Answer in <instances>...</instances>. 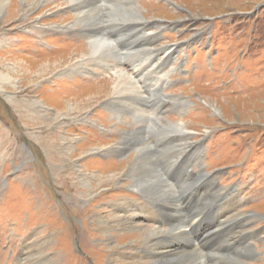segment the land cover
<instances>
[{
  "label": "rangeland",
  "instance_id": "rangeland-1",
  "mask_svg": "<svg viewBox=\"0 0 264 264\" xmlns=\"http://www.w3.org/2000/svg\"><path fill=\"white\" fill-rule=\"evenodd\" d=\"M107 1L113 7L142 5L147 22H131L129 35L127 26L123 32L121 25L108 22L105 37L125 36L115 49L138 37L139 24L150 34L144 41L151 42L153 56L134 59L142 70L117 65L138 80L129 99L112 93V59L93 63L86 55L90 41L84 24L75 23V3L0 0V73L11 76L0 80V264H150L154 242L146 245L144 228L116 231L108 240L97 231L96 217L111 226L118 215L130 219L126 227H153L146 212L134 210L137 201L150 205L152 199L174 216H168L174 223L159 228L197 214L196 230L181 231L190 234L185 236L192 246L167 236L153 250L171 253L174 264H198L185 255L198 250L205 264H264V0ZM82 63L86 67L79 69ZM136 90L144 102L166 96L162 110L133 103ZM113 99L141 118L146 115L147 122L136 123L122 108L121 117H115L118 112L105 107ZM157 119L167 125L185 120L189 131L170 143L166 138L180 133L160 125L154 130ZM126 137L150 143L151 164L161 178L171 177L163 179L173 188L188 185V175L202 178L194 177L191 187L176 195V204L140 195L129 181L137 158ZM214 177L218 200L205 185ZM201 193L207 204L202 214L192 201ZM130 202L136 204L128 208ZM206 209L211 214L199 220ZM216 220L223 227L218 235L198 241L201 227L206 230V223Z\"/></svg>",
  "mask_w": 264,
  "mask_h": 264
},
{
  "label": "bare ground",
  "instance_id": "bare-ground-1",
  "mask_svg": "<svg viewBox=\"0 0 264 264\" xmlns=\"http://www.w3.org/2000/svg\"><path fill=\"white\" fill-rule=\"evenodd\" d=\"M25 2H26V0H21L20 3L24 4ZM71 2L72 3H75V6H74V9L76 10L75 11L76 12V15H75V21L76 22L75 23L76 24H82V25L84 24L83 26L86 27V28H84V32L86 33V36L88 37V39L90 41L89 42L90 43L89 46L84 47V48H87L86 50H88V53L86 55H91L92 62L93 61H96V58H98L102 62H105V59L104 58H106V60H108L109 58L112 59L111 61H113L114 64L111 65L110 67H112L115 70V73H116V74L113 75V78L111 79V87L113 89L112 90V93H113L114 96H117L118 95L119 97L120 96L121 97H124V95H126V98L128 97L127 99H129L130 98V94L134 91V88H135L136 84L138 83V80L137 79L134 80L135 78L133 79L132 77H130V75H128L124 71L118 69L117 67L118 66H122V63H124V66L129 65V66L133 67V69L135 70L134 72L136 73L141 68L140 69H137L138 64L136 63L137 61L134 60V59L137 58V57H140V56L143 57V55H149V54L152 57L153 54H154L153 50H150V48L148 47V45L151 42L150 41H144V40H147L148 39L146 37H149L150 34L147 33V32H145V28L144 27H143L144 28L143 29L142 27L139 26L140 24H142V22H145V24H147V22L145 21L146 19L142 15L143 14L142 12L144 10L143 6L141 5V6H130V7H128V4L126 2H123L122 3L123 5L121 4V6H115L116 7L115 8V7L112 6V4L111 5L108 4V1L107 0H103V3L102 4L104 6H106L105 9H103L104 7L100 4V1L99 0H71ZM101 2H102V0H101ZM127 2H128V0H127ZM131 2H133V0ZM68 3L70 4V2H68ZM22 4H20L22 6L21 9H23V5ZM86 7H88V10L86 9L87 11H83L82 9H84ZM24 13H25V11L22 12V14L20 15L21 18H23L25 16ZM106 16L110 20H108ZM101 18H102V22L100 20ZM110 21H112V22L115 21V23L117 25H121V27L118 28V29L122 30L123 32H126V26H127V28H128V35H129V32L133 28V25L131 24V22H135V21L140 22V24L137 25L138 27L135 26V31H134V32H137V33L139 32V34H136L135 35V36H138V37H134L133 40L132 39L129 40L128 43L122 44L123 47L120 48V51H119V49H115L114 48L115 47L114 45H116V44L120 45L121 42H123L125 40V38H124L125 36H124V34L120 35V37H119L120 41L117 42V43H115V40L116 39L110 41V39H108L107 37H105V32H107V30H109L108 22H110ZM120 21H121V23H119ZM98 23H99V25L102 24V29H100L98 27ZM122 25H124L125 27H123ZM154 36H155L154 39H156L158 37L157 35H154ZM141 41H144V42H142L140 44ZM137 44H138V46H137ZM128 45H130V46H128ZM120 47H121V45H120ZM169 52L170 51H168L166 53H169ZM157 54L158 53H156V56H157ZM159 54H160V52H159ZM86 55L84 53L83 57L86 56ZM167 60H169V58L164 59L162 62H166ZM84 66L85 65L82 63V64H80L78 66V68L79 69H82V67H84ZM158 66L160 68H162L164 65L162 66V65L159 64ZM15 67H17V66L14 65V67L12 69L15 70ZM19 68H21V66H19ZM125 71H127V70H125ZM158 73H159V71H158ZM144 78L145 77L142 76L141 79H144ZM9 79H11V76L8 73H5V72L4 73H0V80L1 81L2 80H8L9 81ZM151 91H152V93H150L149 95H152L153 92H154L153 89H151ZM139 93L140 92L138 90L135 91V93H134L135 98L132 100L133 103H139V105H140V103L141 104H145L149 109H150V106H153V107H151V110H153V108H154L155 112H159V111L162 110V107L164 106L163 99L166 96H164V95H162L160 93L161 98H159V99H155L154 98V100H149L148 98H146V102H144L143 99H140L139 100ZM146 103H148V104H146ZM173 103L176 104V102H174V101H173ZM116 104H117V102L113 99V100H110L109 101V104H106L105 105V107L108 109V111L110 110L112 112V110H113V111L118 112L119 115L113 113L115 117H117V118L118 117H121V113H122L121 112V108H122L123 109V113L128 112L131 115V117L134 118V120H135L136 123H139L141 120H143V124L145 122H147L148 117L146 115L142 116V118H141L138 115H135L134 113H132L127 107H124L122 105V103L120 105L119 104L116 105ZM155 106H156V109H155ZM132 108H133V106H132ZM76 110H78V109H76ZM142 110H144V109H142ZM154 122H156V123H154V126H153L154 130H156V126L157 125H160L161 128H163V129H168V130L170 129L172 133H180L179 136H175V138H173V139L172 138H166L167 140L169 139V142L170 143L171 142H174L175 140L179 141V138L181 137V134H183L186 131H189L187 129V127H186V121L185 120L184 121L171 120V121H168L169 122L168 125L167 124H163V122L161 121V119H157V121H154ZM145 126H146V124H145ZM145 126H143L142 129H145ZM147 131H151L150 128H147ZM133 134L135 135V133H133ZM126 138H125L126 139V144H127V142H129L130 145H132V146L135 147V149H136L135 155H136V158H137L136 161H135V163L131 165V169L134 168V173H133L132 176H130V174H129V177H130L129 178V181L133 185L132 186L133 188H135L136 190L140 191V195L145 194V195H148V196L163 197L162 200H165V201L170 200V202H175V204H176V202L178 201V200H176V195H179L180 193H182L183 189H187V188L191 187L190 185L193 184L194 177H196V180L201 179V176L203 174L201 176H190V175H188L186 177V180H189L190 179V182H189L188 185L187 184L186 185H182L181 184L180 186H178V188H173V184L170 186L163 179V178H166L167 179V178H171V177L164 176L163 178H161V176L159 175V172L157 171V168L154 167L151 164L152 163V159L150 158V151H151V149H150V146H151L150 143L141 144L142 141L146 142L145 139H141V138H139L138 140H135L136 143L132 139H130L129 137H126ZM60 139H62V138H60ZM161 141H163V140H161ZM177 148H179V147H177ZM178 154L180 156L182 154V151L180 150ZM191 155H192V153H191ZM179 156H178V158H179ZM173 157H176V154ZM177 159H176V161H177ZM193 159L196 160L197 157L196 158L194 157ZM129 171H131V170H129ZM140 171H141V173H139ZM79 175H81V174L79 173ZM85 182H87V181H85ZM178 190H181V191H179V193H178ZM152 201H153V203L150 204V205H149V203L142 205L143 203H140V201H137V206L134 208V210L136 212H139V211L146 212V215L148 216V223H150L153 227H151V226H149V227H143L142 225H137V226L130 225V227H126V226H124V225H126L124 223H129V220L130 219L127 220L128 219L127 217H125V216H122L121 217V216H118V215H115L116 218L118 219L117 222L115 223V225L112 224V226H111V225H109L108 220H106L105 218H100V217L97 216L96 218L100 222V223L97 222L98 224H100L97 231H100L102 233V235H105L107 237V239L109 240L108 237L111 238V237H113V235L114 236L117 235L115 233L116 231H123L124 229H127L128 228V231H123V232L126 233V232L133 231L134 233H139V232L141 233L142 229L144 228L143 230H146L145 232L147 233V236L146 237H143L144 240H145V243L147 245L148 243H150V240H151V242H154L153 243L154 244L153 248L154 247H157V245H160V244L162 245L163 244L162 243L163 241H165V242L168 241V239H166L167 236L169 238H171V240H172V238L174 240H177L179 244L180 243H182V244L186 243V247L192 246L193 243L190 241V239L187 236H185V235L190 236V234L189 233H186V232H184V233L181 232L183 230V228H184V225L183 224L180 225V232H176V230H175V231H172L171 234L169 233V231H170L171 228H163V229L162 228H159L160 227L159 222L161 220H164V221H168L169 222L168 216H173V215H171L168 211H166V209H165L166 206L165 205L158 203L159 201L157 202L156 199H152ZM134 204H136V203L130 202L128 208L133 207L132 205H134ZM158 204H160V206H158ZM148 205H149V207H148ZM151 208L154 209L155 212H153L151 210ZM161 211H163V212H161ZM177 211H179V210H177ZM218 214L219 213H214L213 215H215V217L213 219H218ZM250 216H253V215L250 214ZM263 218H264V216H263ZM143 221H145V220H143ZM206 224H207V226H209L207 229H211V228H213V226H215L216 223H206ZM176 228H179V226L174 227L171 230H174ZM220 228H223V227L221 226ZM207 229L204 230V227H201V229H200L201 231L198 234V237H202L204 234H206L207 233ZM191 232H192V230H191ZM181 235L184 236L183 239L181 238ZM159 237H162V238L161 239H158ZM172 242L175 244V241H172ZM198 245H199V243H198ZM199 246L202 248L203 247V244H200ZM136 247H138V246L136 245ZM109 249H110V247H109ZM219 250H221V248H219ZM198 251H192V252H189V253H187L185 255L189 256L190 259L198 260V264H205L207 261H205L204 255L199 251L200 254H201L200 257H199V252ZM249 251H251V250H249ZM171 255H172L171 253L170 254H166L164 252H157V254L154 255V257L151 259L150 262H152L153 264H172V263L174 264V262H173L174 259L173 258H169V256H171ZM35 257L37 258L38 262L40 263L41 262V256H38L36 254ZM250 257H251V255H250ZM112 258L117 261L116 256L114 255V253L112 254ZM113 259H110L109 258L108 260L112 261ZM254 260H256V259H254ZM123 264H127V263L126 262H123Z\"/></svg>",
  "mask_w": 264,
  "mask_h": 264
},
{
  "label": "flooded vegetation",
  "instance_id": "flooded-vegetation-1",
  "mask_svg": "<svg viewBox=\"0 0 264 264\" xmlns=\"http://www.w3.org/2000/svg\"><path fill=\"white\" fill-rule=\"evenodd\" d=\"M201 178H202V176H201ZM205 185L208 186V190L206 189L207 190V194L210 195V193L212 192L214 194V199L218 200L219 193H214V189H215V186L219 187V182L216 181L215 177H214V180L211 179L210 182H207ZM210 185H212V186H210ZM195 201H196V205H197L198 208H203L204 206H207L206 202H203L204 201V194L203 193H201V195L198 196L195 199ZM150 203H153V201L150 202ZM208 203H209V201H208ZM169 222H173V221H169ZM171 232L172 231H169L170 234H171ZM198 238H200V237H198ZM214 248L218 249L217 247H214ZM152 255H156V253H154V254L152 253ZM150 264H153V263L150 262Z\"/></svg>",
  "mask_w": 264,
  "mask_h": 264
},
{
  "label": "water",
  "instance_id": "water-1",
  "mask_svg": "<svg viewBox=\"0 0 264 264\" xmlns=\"http://www.w3.org/2000/svg\"><path fill=\"white\" fill-rule=\"evenodd\" d=\"M119 41V39L117 40V42ZM116 42V41H115ZM252 214V213H251ZM257 214V213H256ZM255 214V215H256ZM259 217H262L261 216V214H257ZM178 216V215H177ZM195 216H196V213H191V214H189V216H186L185 217V220H182V221H179L178 222V224L177 225H179L180 223H182L183 225H184V228H186V229H189V228H191V227H193V225H192V223H193V221H194V219H195ZM263 220V219H262ZM177 225H174V226H172V229L174 228V227H177ZM196 228V227H195ZM195 228H193V230L195 229ZM177 229H180V227L179 228H176V229H174L173 231H175V230H177Z\"/></svg>",
  "mask_w": 264,
  "mask_h": 264
}]
</instances>
